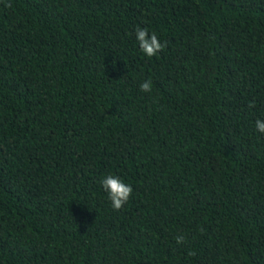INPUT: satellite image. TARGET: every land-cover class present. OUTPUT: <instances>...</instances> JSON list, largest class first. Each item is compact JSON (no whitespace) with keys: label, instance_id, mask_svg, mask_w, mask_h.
Segmentation results:
<instances>
[{"label":"trees","instance_id":"16d2710c","mask_svg":"<svg viewBox=\"0 0 264 264\" xmlns=\"http://www.w3.org/2000/svg\"><path fill=\"white\" fill-rule=\"evenodd\" d=\"M0 264H264V0H0Z\"/></svg>","mask_w":264,"mask_h":264}]
</instances>
